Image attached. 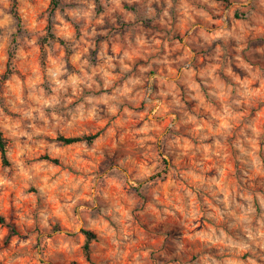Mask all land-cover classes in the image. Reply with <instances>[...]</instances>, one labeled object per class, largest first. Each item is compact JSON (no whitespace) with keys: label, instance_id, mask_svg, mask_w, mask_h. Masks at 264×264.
I'll return each instance as SVG.
<instances>
[{"label":"clouds","instance_id":"9594fccd","mask_svg":"<svg viewBox=\"0 0 264 264\" xmlns=\"http://www.w3.org/2000/svg\"><path fill=\"white\" fill-rule=\"evenodd\" d=\"M0 264H264V0H0Z\"/></svg>","mask_w":264,"mask_h":264}]
</instances>
